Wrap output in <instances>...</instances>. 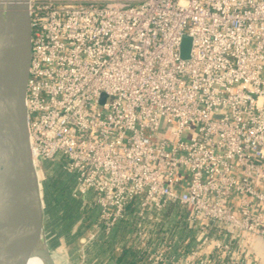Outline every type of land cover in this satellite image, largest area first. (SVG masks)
Returning a JSON list of instances; mask_svg holds the SVG:
<instances>
[{
  "label": "built area",
  "instance_id": "built-area-1",
  "mask_svg": "<svg viewBox=\"0 0 264 264\" xmlns=\"http://www.w3.org/2000/svg\"><path fill=\"white\" fill-rule=\"evenodd\" d=\"M28 11L30 151L38 175L61 158L72 196L97 209L82 255L131 206L147 245L143 222L176 203L194 246L176 254L164 239L149 264H247L244 235L264 240V0H28Z\"/></svg>",
  "mask_w": 264,
  "mask_h": 264
},
{
  "label": "water",
  "instance_id": "water-1",
  "mask_svg": "<svg viewBox=\"0 0 264 264\" xmlns=\"http://www.w3.org/2000/svg\"><path fill=\"white\" fill-rule=\"evenodd\" d=\"M31 32L28 0H0V264H16L34 250L37 222L42 254L47 264H55L42 232V190L29 143ZM190 50L191 37L183 33L179 57L188 58Z\"/></svg>",
  "mask_w": 264,
  "mask_h": 264
},
{
  "label": "trees",
  "instance_id": "trees-1",
  "mask_svg": "<svg viewBox=\"0 0 264 264\" xmlns=\"http://www.w3.org/2000/svg\"><path fill=\"white\" fill-rule=\"evenodd\" d=\"M54 162L56 167L51 174L41 180L44 215L55 234L52 239L53 246H69L68 255L72 264H106L110 253L115 251V264H149L147 257L157 246L155 244L170 237H175L171 249L173 253L187 252L194 246L197 234L195 226L183 219L184 208L176 203L167 204L156 213L155 219L143 222L148 238L147 245H140L133 214L134 207L131 206L110 232L97 233L94 239L82 248V255L77 240L95 221L97 209L72 196L74 173L64 169L61 158ZM40 164L43 172L51 162L44 160ZM174 212H178L180 217L173 219Z\"/></svg>",
  "mask_w": 264,
  "mask_h": 264
},
{
  "label": "crops",
  "instance_id": "crops-1",
  "mask_svg": "<svg viewBox=\"0 0 264 264\" xmlns=\"http://www.w3.org/2000/svg\"><path fill=\"white\" fill-rule=\"evenodd\" d=\"M243 243L247 264H264V240L257 236L244 235ZM54 249H59L64 254L65 264H72L70 256L68 255L69 246L54 247ZM116 254V251L110 253L106 264H115Z\"/></svg>",
  "mask_w": 264,
  "mask_h": 264
},
{
  "label": "rangeland",
  "instance_id": "rangeland-1",
  "mask_svg": "<svg viewBox=\"0 0 264 264\" xmlns=\"http://www.w3.org/2000/svg\"><path fill=\"white\" fill-rule=\"evenodd\" d=\"M50 162H51V164H49L46 171H43V172L39 173V175H38L40 187H41V180L44 177L49 176L51 174V172L53 171V169L56 167V163L54 161H50ZM42 228H43L42 232H43L44 238H45L48 246L50 247V250L55 252V253L50 254L52 261L55 264H64V259H65L64 254L59 249H54L52 239L54 238L55 234L53 233L52 228L47 224V218L44 214H43V218H42ZM84 234L85 233L81 234L77 240L78 241L77 243L79 246L82 243V238L84 237Z\"/></svg>",
  "mask_w": 264,
  "mask_h": 264
},
{
  "label": "bare ground",
  "instance_id": "bare-ground-1",
  "mask_svg": "<svg viewBox=\"0 0 264 264\" xmlns=\"http://www.w3.org/2000/svg\"><path fill=\"white\" fill-rule=\"evenodd\" d=\"M41 232V231H40ZM39 232V225L37 222L36 225V241L34 250L28 254L25 259H20L16 262V264H47L45 261V257L42 252L45 249L44 239L42 237V233Z\"/></svg>",
  "mask_w": 264,
  "mask_h": 264
}]
</instances>
